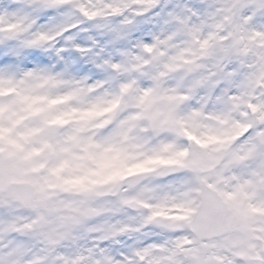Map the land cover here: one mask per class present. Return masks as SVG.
<instances>
[{
  "label": "rangeland",
  "instance_id": "rangeland-1",
  "mask_svg": "<svg viewBox=\"0 0 264 264\" xmlns=\"http://www.w3.org/2000/svg\"><path fill=\"white\" fill-rule=\"evenodd\" d=\"M53 71L44 68L38 78L0 85V264H100L91 257L102 242L115 249L113 256L139 249L132 259L125 256L124 264H177L184 242L186 264H264V197L255 195L253 185L264 176V134L256 135L262 152L255 150L256 136L238 143L251 126L247 97H236L225 113L223 104L197 94L188 79L181 81L195 75L181 67L156 80L134 78L140 68H133L121 73L125 86L110 82L104 88L53 78ZM260 87L252 99L264 94ZM223 122L230 130L228 149L217 137ZM257 123H264V116ZM149 126L158 130L155 135H147ZM227 152L230 207L236 195L241 206L234 212L245 231L197 245L182 225L196 209L200 180L214 187L222 179L221 194L229 199ZM175 161L187 174L158 181L159 168ZM114 177L116 197L147 206V213L109 210L103 198L111 194L105 186ZM22 181L34 184L42 201L34 214L5 200L7 184ZM69 211L73 216L65 223ZM90 217L89 224L97 225L86 231ZM154 217L169 230L164 236L146 231ZM63 226L68 228L60 232ZM253 237L259 239L254 244ZM104 264L119 261L106 255Z\"/></svg>",
  "mask_w": 264,
  "mask_h": 264
},
{
  "label": "snow or ice",
  "instance_id": "snow-or-ice-1",
  "mask_svg": "<svg viewBox=\"0 0 264 264\" xmlns=\"http://www.w3.org/2000/svg\"><path fill=\"white\" fill-rule=\"evenodd\" d=\"M143 66V67H141ZM71 77L89 88L114 82L133 68L138 80H156L177 67L195 70L197 94L229 106L248 98L253 119L264 116V0H0V85L38 78ZM167 83V80H165ZM264 134L249 127L244 143ZM91 259L124 264L132 252L113 256L107 242Z\"/></svg>",
  "mask_w": 264,
  "mask_h": 264
},
{
  "label": "water",
  "instance_id": "water-1",
  "mask_svg": "<svg viewBox=\"0 0 264 264\" xmlns=\"http://www.w3.org/2000/svg\"><path fill=\"white\" fill-rule=\"evenodd\" d=\"M10 96L8 95L6 99H9ZM185 171V167L173 166L163 169L157 178L163 179ZM263 187L262 185V189ZM199 197L200 206L198 211L193 216L192 221L185 226L195 236L198 243L241 233L242 228L239 221L233 216L229 217L227 203L205 182L201 183ZM6 200L28 212H36L40 206L34 186L27 182L9 184L6 187ZM124 207L132 212L145 210L144 207L134 201L124 203Z\"/></svg>",
  "mask_w": 264,
  "mask_h": 264
},
{
  "label": "flooded vegetation",
  "instance_id": "flooded-vegetation-1",
  "mask_svg": "<svg viewBox=\"0 0 264 264\" xmlns=\"http://www.w3.org/2000/svg\"><path fill=\"white\" fill-rule=\"evenodd\" d=\"M229 106H227V108H228ZM227 108H226V106H223V109H225L226 111H225V113H227V112H229L230 111V109L229 110H227ZM122 109V108H121ZM119 112H120V110H119ZM118 112V113H119ZM251 126L250 127H252V126H254V124H255V119H253V117H251ZM223 125L225 126V123L223 122ZM174 127H173V124H172V127H170L169 129H173ZM226 126L225 127H221V128H219V133H218V135H217V137L219 138V140H220V143H221V145H224V146H227V149L228 148H230V130L227 132V131H225L226 130ZM134 130H136L135 128H134ZM157 129L156 128H152L151 129V127H148V130H147V135H155L156 133H157ZM236 131H239V130H236ZM227 134H228V136H227ZM256 143H255V145H256V152L258 153V152H260L262 149H261V142H260V138L258 137V136H256ZM123 143H124V141H118V147H121V145H123ZM215 143H217V140H216V142ZM189 146H188V151L191 149V151H192V149H193V145L192 144H188ZM254 150V151H255ZM264 151V150H263ZM262 152V151H261ZM261 156V155H260ZM224 158H226V163H225V171H227L228 170V172H229V175H228V188H227V193H228V196H229V199L226 201L227 203H228V205H229V208H230V152H227L226 153V156L224 157ZM261 158L264 160V158H263V156H261ZM178 161H175V163H172V164H168V165H177V166H184V165H179L178 163H177ZM168 165H165V166H168ZM190 171V170H189ZM186 174H187V169H186V172H185ZM184 173V174H185ZM184 174H177V175H173V176H168V177H165L163 180H167V179H171V178H174V177H178V176H182V175H184ZM128 178L126 177L124 180H127ZM163 180H159V181H163ZM204 179H202V180H200L199 181V184H200V182L201 181H203ZM206 183H207V181L206 180H204ZM113 182H116L117 183V179L115 180V177L114 178H111L109 181H107L106 183H107V185L105 186V188H109L110 189V193L111 194H108V196L105 194L104 195V198H103V201L105 202V204L106 205H108L109 207H110V209L109 210H111V211H115V213L117 214H119V212H117V211H119V209L121 210H123V211H125V212H127L128 214H130V215H135V214H139V213H132V212H129V211H127V210H125L124 209V203L126 202V201H129V200H126V201H122V200H120V198L119 197H116L117 196V194H116V191L118 190V189H115V187H111V186H113ZM223 180L222 179H218L216 182H215V184H214V187L216 188V190L218 191V193L224 198V195H222L221 194V192H222V190L220 191V187L223 185ZM199 184H198V191H199ZM208 184V183H207ZM253 185H258V183H257V181L255 182V183H253ZM208 186H210V187H212L211 185H209L208 184ZM214 187H212V188H214ZM115 192V193H114ZM198 193V192H197ZM111 195V196H110ZM255 195H257V194H255ZM236 195L233 197V200H231V201H233V206H232V208H230L231 209V214H233V215H235L237 218H238V221H239V223H240V225H241V228H242V231H241V233H239L238 235H232V236H229L230 238H235V237H238V236H241L242 234H243V232L245 231V227L243 226V223H242V221H241V216H238L235 212H234V210H236L239 206H241V204L240 203H238V202H236L235 200H236ZM264 197V196H263ZM224 200H225V198H224ZM135 201V200H134ZM137 202V201H136ZM109 207H107V208H109ZM260 208H261V211H263V206L261 205L260 206ZM123 211H120V212H123ZM148 211H146V212H141V213H147ZM264 212V211H263ZM100 214H103V213H100ZM264 218V217H263ZM91 221V217L90 218H88V220L86 221V231H87V228L88 227H92L93 228V226L94 225H97V224H89V222ZM158 221V219H157V217H154L153 218V220L147 225V228H146V231L148 232V233H150L151 235H153V234H155V235H162V236H164L163 234L164 233H168V229L164 226V225H159L158 223L156 224V222ZM188 222V219L187 220H184V223H183V225H182V229H184L182 232L183 233H185L186 232V235H188V237H190L191 239H192V236L186 231V229H185V225H186V223ZM96 229L95 230H97V227H95ZM117 234H119L118 232H117ZM66 236H69L68 234H66ZM194 238V237H193ZM227 238V237H226ZM110 240L113 242V238L111 237L110 238ZM188 240V239H187ZM195 240V239H194ZM259 239H257V238H255V237H253V238H251V243L252 244H254V242H257ZM260 240H261V242H263V238H260ZM214 241H216V240H214ZM111 242V243H112ZM210 242H213V241H210ZM210 242H207V241H203L202 243H198L196 240H195V243L197 244V245H202V244H204V243H210ZM184 246L182 247V252H181V254H180V256H178L177 258H175V259H177L178 260V262H179V264H186L187 262H186V260H187V255H188V253H189V250L187 249H184V248H186V247H188L189 246V244H188V246H187V243L186 242H184ZM109 246H110V249H114V248H112V246H111V244H109ZM115 250V249H114ZM158 250H155V249H153L151 252L152 253H156ZM115 252V251H114ZM143 263V262H142Z\"/></svg>",
  "mask_w": 264,
  "mask_h": 264
}]
</instances>
